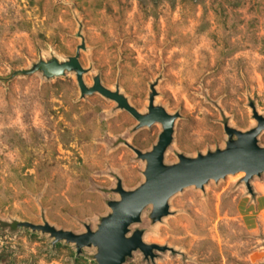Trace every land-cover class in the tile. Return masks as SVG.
<instances>
[{"label":"rangeland","instance_id":"1","mask_svg":"<svg viewBox=\"0 0 264 264\" xmlns=\"http://www.w3.org/2000/svg\"><path fill=\"white\" fill-rule=\"evenodd\" d=\"M83 85L92 79L140 114L147 99L177 114L162 163L224 148L223 124L244 132L264 117V0H0V264H96L94 246L17 224L94 231L143 181L162 130L137 127L115 102L80 96L74 73L45 78L39 61H65L77 45ZM234 137H232L233 139ZM264 146V129L256 135ZM207 180L151 205L127 226L141 241L122 264H264V173Z\"/></svg>","mask_w":264,"mask_h":264},{"label":"water","instance_id":"2","mask_svg":"<svg viewBox=\"0 0 264 264\" xmlns=\"http://www.w3.org/2000/svg\"><path fill=\"white\" fill-rule=\"evenodd\" d=\"M82 48V44L77 45L73 55L65 61L58 62L55 59L39 61L27 72L39 70L45 78H51L60 76L65 71H72L80 96L96 92L127 112L136 121L137 127H148L155 121H160L162 130L150 151L141 153L130 147L138 159L145 161L143 181L129 191H124L119 183H116L114 192L119 195V200L107 202L110 212L100 218L94 231L85 227V233L73 234L70 231L54 229L45 222L37 225L22 222L17 225L48 233L53 241L62 239L73 243L76 252L83 246L92 245L96 248L94 254L96 264H122L125 256L136 247L145 257H152V250L165 249L155 244L142 243L139 231H133L129 236H125L127 226L138 221V215L145 205L152 206L150 217L156 221L166 215L168 197L183 187L192 185L201 188L209 179L215 181L226 174L242 171L244 173L242 181L248 189V179L252 175L264 173V146L256 144V135L264 129V117L256 114L251 105L252 117L256 121L253 128L240 132L223 124V131L227 137L224 148L204 154L198 153L194 157L178 155L176 163L164 165L162 155L170 143L172 123L177 114H167L161 107L154 106L152 89L148 94L147 113L140 115L128 105L118 91H109L102 87L97 77H94L92 85L86 88L81 79L83 70L78 63V52Z\"/></svg>","mask_w":264,"mask_h":264},{"label":"bare ground","instance_id":"3","mask_svg":"<svg viewBox=\"0 0 264 264\" xmlns=\"http://www.w3.org/2000/svg\"><path fill=\"white\" fill-rule=\"evenodd\" d=\"M100 85H101V84H100ZM101 86H102V85H101ZM102 87H103V86H102ZM104 88H105V87H104ZM106 89H107V88H106ZM108 90H109V89H108ZM109 91H111V90H109ZM136 112H137V111H136ZM137 113L140 114L139 112H137ZM140 115H141V114H140ZM156 122H158V123L161 124L160 121H155L154 123H156ZM161 125H162V124H161ZM237 131H238V130H237ZM240 132H241V131H240ZM141 153H143V152H141ZM238 172L243 173L242 171H238ZM124 191H125V190H124ZM147 205H150V204H147ZM147 205H145V206H147ZM145 206H144V207H145ZM144 207H143V208H144ZM151 207H152V206H151ZM143 208H142V209H143ZM109 209H110V208H109ZM91 231H92V230H91ZM84 233H85V232H84ZM141 242L144 243L143 241H141ZM91 246H92V245H91ZM136 249H138V248L136 247ZM132 251H133V250H132Z\"/></svg>","mask_w":264,"mask_h":264}]
</instances>
